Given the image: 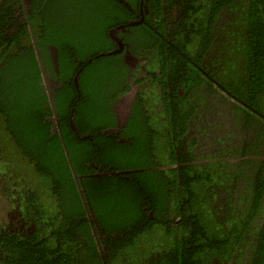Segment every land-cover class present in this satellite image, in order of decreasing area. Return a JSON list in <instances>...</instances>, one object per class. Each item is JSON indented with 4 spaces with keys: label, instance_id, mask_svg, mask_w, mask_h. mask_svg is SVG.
Segmentation results:
<instances>
[{
    "label": "trees",
    "instance_id": "trees-1",
    "mask_svg": "<svg viewBox=\"0 0 264 264\" xmlns=\"http://www.w3.org/2000/svg\"><path fill=\"white\" fill-rule=\"evenodd\" d=\"M47 1L46 8L52 4L50 0H40L41 7ZM93 1L98 4L96 6H110L107 2L101 3L104 0ZM239 1L186 0L181 9L174 10L181 13L179 18L165 11L157 15L162 18L161 23L149 30L145 23L128 25L129 21L139 18L132 8L119 5L107 9L106 6L107 14L101 21L102 8L92 13L90 3V7L81 8L82 29L76 25L71 36L56 37L50 24L39 27L37 45L44 66H47L46 73L56 72L53 49L57 50V78L62 81V86L55 92L54 100L63 131L62 140L59 133L53 131L56 122L49 120L53 110L43 85L44 78L26 16H17L14 0H0V156L21 160L23 164L2 169L0 176H5L8 183L25 179L24 187L31 185L47 190L51 203L57 206L67 203L74 214L67 210L64 216V208L52 213L51 209L48 211L51 203L40 201L36 206L40 211L37 216L44 223L40 228L46 227L51 235L62 237L71 235L70 231L81 226L74 216L84 213V205L64 141L73 163L82 153L89 165L75 163L74 166L92 198L104 244L108 245L109 259L105 253L108 264H211L214 257L232 258L237 249L240 250L238 258L244 263L251 260L249 264H264V218L257 224L261 228L255 230L258 241L253 252L246 253L237 246L238 241L246 239L244 230L253 227L250 219L261 206L260 216H264V0H246V9L237 15L233 27L220 24L222 9L227 5L238 8ZM70 5L75 9L72 1ZM32 10L31 19H34L36 12L34 8ZM147 19L152 20V17L147 16ZM169 20H173L171 33H167L169 25L166 21ZM119 25L127 27V31L120 30L118 34L131 43L128 49L136 53V57L150 61L147 63L149 77L143 76L137 82L151 84L154 93L151 98H146V87L143 86L132 96L129 123L124 132L115 134L108 130L104 132L116 125L105 118L116 119L115 105L131 91L133 78L142 74L139 72L142 66L136 65L137 70L129 80L133 67L125 61L123 53L108 54L109 50L118 48L110 30ZM49 44L53 48H49ZM217 47L218 74L208 75L205 59L209 50ZM80 69L84 70L76 87L75 75ZM156 82V87L161 88L159 93L155 92ZM205 86H215L236 101L232 108L237 123L234 121L233 127L246 132V136H242V139L245 137L244 148L239 146L240 140L234 135L228 133L226 137L230 140L225 138V143L232 146L228 147L222 163L227 170L235 172L237 182L233 185L235 189L240 188V198L247 203L249 219L243 223L241 215L238 223L232 222L230 229L223 226L235 212L237 204L234 200L239 197L228 199L232 203L229 202L227 213L217 212L220 217L216 214L206 217L202 208L197 209V192L204 189L203 183H211L212 170L217 165L191 164L195 161L193 150L201 140L194 133L189 135V130L199 104L206 102L202 91ZM160 99L163 111L156 108ZM209 100L223 101L212 91ZM89 107L93 111L88 112ZM71 120L80 127L77 136L71 131ZM89 120H93L92 127L83 124ZM138 120L151 129H142ZM87 132L92 133L91 137L81 138ZM122 136L127 139L120 141ZM176 139L182 141L180 144L188 143L190 153L185 152V145L181 150L185 157H177ZM217 140L224 141L221 136ZM217 156L221 157L220 154ZM180 162L186 164L179 168ZM171 164L173 168L169 169ZM244 166L251 169L253 178L241 187V178H238L246 173ZM143 167L153 169L139 170ZM105 170L114 174H104ZM125 170L131 173H125ZM119 171L122 173L115 174ZM82 174L86 175L81 178ZM6 188L1 187V190L7 193ZM178 193L183 196L180 204H176ZM212 195H215L213 191L205 190L198 197L208 200L206 207H210L215 204ZM30 198L38 197L34 194ZM170 203L176 204L175 210H179L176 215L181 218L179 225H173L174 221L164 224L147 219V205L155 207L157 212H165ZM84 223L88 229L86 218ZM242 224L245 228H241ZM69 225L70 229L67 228ZM172 227L180 235H189L186 244H174ZM46 230L35 235L34 242L27 246L20 236L5 229L6 235L16 236L6 240L13 250L11 260L0 261V264H103L94 238L91 244H82L84 247L78 250H54L42 239V235L47 236ZM160 238L174 246V250L157 251L165 248ZM150 241H155L154 246ZM202 258L206 259L203 261Z\"/></svg>",
    "mask_w": 264,
    "mask_h": 264
},
{
    "label": "flooded vegetation",
    "instance_id": "flooded-vegetation-1",
    "mask_svg": "<svg viewBox=\"0 0 264 264\" xmlns=\"http://www.w3.org/2000/svg\"><path fill=\"white\" fill-rule=\"evenodd\" d=\"M50 1L52 4L50 6H47V8H46L45 6L48 3V1L43 2L42 3L43 5L41 7L40 0H14V3L16 4V10L18 11L17 16H20L22 14L26 16L28 30L30 31V27L32 26L34 33H35L36 43H37L36 31L38 30L39 27H43L44 25H47V24L52 25L53 30H54V35H56V37L58 36L61 38H65V37H67V35L71 36L72 33L75 32L73 28H76V25L78 27H80V29H82L83 23H82V19H81V15H82V9L81 8H83L84 6H89L90 3H91L90 11L92 13H93V11L95 12V10L97 8H102V10L100 12L101 21H102V16L103 15L106 16V14H107L106 13V6H107V9H111L110 7L116 8L119 5H124L123 7L127 6L128 8H132L134 11L136 10L138 17H140L141 20H143V16L154 17V16L161 14L163 12L165 13V11H167L170 14L173 13V15L175 17L179 18L181 13L180 12L175 13L174 10L178 11L179 9H181V5H183L182 3L186 0H106V1L104 0V1H101V3L107 2L110 5V6H108L106 4L104 7H103V5L96 6L98 4L95 5L93 0H65L63 2H58L55 0H50ZM71 1L75 5V9L72 5H70ZM239 3H240V6L238 8L237 7H231L232 5H227L222 9V12H221L222 20L219 21L220 24L226 25L227 28L233 27V21L236 19L237 15L242 14L246 9V5H247L246 0H244V2H241V0H240ZM32 8H34V12H36L34 19H31V15L33 12ZM135 20L136 19L129 21L128 25L132 24L131 22H133ZM114 28H117V26L112 27L110 30V35L112 37L115 36L116 32H117V34L119 32V30L113 32L112 29H114ZM171 30H172L171 28H168L167 33H170ZM124 31H127V29H125ZM118 36H119V34H118ZM119 38H120V40L123 39V37H121V36H119ZM42 40H44V39H42ZM32 41H33V38H32ZM33 44H34V42H33ZM123 45H124L123 50H121V52H119V53H123L125 61H127L133 67L132 68V74L129 75V80L130 79L132 80V75L137 70V68L134 66V64H136L137 61H136V59H134V64L129 61L132 59L133 54H134L131 50L128 49V47L131 46V43L129 41H127L126 43H123ZM48 47L53 48V46L51 44H49ZM34 48H35V45H34ZM218 49H219V47L214 48L213 50L210 49L208 54H207L208 57L205 59V63L207 64V67H208V75L210 73L212 75L218 74L217 71L220 67V66H217L218 62H219V58L216 59ZM109 51H111V50H109ZM152 54H153V51H152ZM90 59H93V58H90ZM56 64L58 65V62ZM46 68H47V66H46ZM83 70L84 69L78 70V73L75 75V86L76 87L79 86V76L83 72ZM49 74L50 75L47 74L48 83L44 82L43 85L47 91L52 92L53 101L55 104V100H54L55 92L62 86V81L59 78H57V74H59L58 67H56V72H50ZM134 85H138V87H140V88L138 90H136L134 88ZM143 86L146 87L145 92H144L145 97L151 98L154 92H151V97H149L146 94L147 90L150 89L151 84L140 83V82H137L135 80H133V85H132L133 96L136 94V92H138L140 89H142L141 87H143ZM210 88H215V86L203 87L202 91L205 93L206 102L203 106H201V108L204 107V110L202 111V114L192 116V118L195 120L191 124V128L189 130V135L194 133L195 135L199 136L200 140H201L200 144L198 146H196V149L193 150V156L195 157V161L192 162L191 164L196 163V164H201L202 166H206L207 164H213V163H214V165L217 164L216 168H214V170H212L214 175H213V178L211 180V183H208V182L203 183V185H201V186L204 189L198 190V192H197V209L200 210L202 208V213L206 217H209V216L211 217L215 214L218 215V217H220L217 212H219L220 214L222 212L227 213V208L230 207L228 205H229V202H231V200H228V199H230L232 196L239 197L237 200H234V204H237L235 212H233L231 214V218L228 221H226L224 226H223L225 228L230 229L229 227L232 224V222L236 221L238 223L237 220H239L238 218H240L241 215L244 218L243 223L247 222L248 217L246 214L247 208L245 205L247 203L242 201L240 198L242 195L240 192V188L237 189L239 192L236 195L234 194L236 189H235V186L233 184H235L237 182L235 180V177H234L235 172L233 173L232 171L227 170L226 165H224L222 163L226 159V154L228 153V147L232 146L231 143H228V142L225 143V138L226 139L228 138V137H226L228 133L234 135V138L240 140V142H238L239 146L240 147L243 146V148H244L246 146V144L243 143L245 137L242 139V136H246V132L234 129L233 122L235 120H234L233 114H235V110L232 108V106H230L229 104H226V105H223V107H222V105L220 104L222 101H210L209 100V98L211 97ZM49 101H50V99H49ZM131 105H132V103H130V106ZM115 106H116V110H117V113L115 114L116 119H113V121H112V119H110V118H105V120L109 123H112V122L116 123V125H113V127H108L107 129H104V132H106L107 130L111 131L115 134L124 132L126 126L129 123L131 107L129 106L126 110H122L121 102ZM216 106L220 107V109H218ZM221 107H222V109H221ZM156 108L160 111H163V102L161 99H160V102H158L156 104ZM211 108H213V110ZM215 108H217L218 110H222L220 115L217 114L218 110ZM142 109H143V107H142ZM208 109H210L209 112H208ZM91 111H93V108L89 107L88 112H91ZM57 112H58V110H57ZM214 116L217 119V121L222 122L224 130H222L221 133L217 132L214 129V127H215V122L213 120ZM235 116H236V114H235ZM240 116H242V115L240 114ZM49 120L50 121L54 120V122H56V124L53 126V131L58 132L59 135L61 136L62 140H63V137H62L63 131H62L61 125H58V126L61 127L62 134L59 132V130H55V128H54L57 126V122H59V113H58L57 121L54 119V117L49 118ZM140 120H142V118ZM140 120H138V123L140 124L142 129H144V128L151 129V127L142 123ZM235 122L237 123V121H235ZM83 124L86 127H92L93 120L84 121ZM242 124H245V123H242ZM262 124H264V123H262ZM70 125H71V128L73 129L71 131L74 133V135L77 136V133H79V131H80L79 125L74 120H71ZM139 134H141V132ZM91 135H92V133L87 132V133H84V135H83L84 137L81 136V138L87 139V138H90ZM220 136L223 138L224 141L219 142L217 140ZM126 139H127L126 136H122V138H120V141H125ZM228 140H230V138H228ZM180 142H182V141L176 139L175 143H174V147L177 148V154H178L177 157H180L181 155H183V156L185 155V153L181 151V150H183L184 145L186 148L185 152L188 153L190 150L189 147L187 146L188 145L187 142H185L184 144H180ZM64 144H65V142L63 143V145ZM64 148H65V151L68 150V152H69V149L66 146V144L64 145ZM68 154L70 155V153H68ZM218 154H220V156H221L220 158L217 156ZM70 158H71V155H70ZM67 159H68V156H67ZM75 163L77 165H80V166L87 164L86 159L82 153L77 158ZM75 163L72 162L75 174L77 176L78 172L75 169V166H74ZM185 164L180 162L177 164V166L180 168ZM87 166H89V165L87 164ZM168 168L172 169L173 165L171 164L170 166H168ZM151 169H153V167H143V168H140L139 170L150 171ZM165 169H167V167ZM132 171L137 172L138 170L134 169ZM71 172H72V170H71ZM107 173H111V172H108L107 170H105L104 174H107ZM125 173H131V171L125 170ZM72 174H73V172H72ZM85 175L86 174H82L81 178ZM107 175H111V174H107ZM73 176H74V174H73ZM178 176L179 177L181 176L180 170H178ZM220 178L222 180H220ZM240 178L241 177H239L238 179H240ZM233 179L235 182H233ZM218 180H220V181H218ZM81 181L85 187L84 181L83 180H81ZM23 182H25V179H22V180H20V182H17L11 186V187L15 188V190H16L15 193H16V196H18V197L15 200H13V202L15 201L14 202V207H15L14 212H11L10 214L8 213V215L6 217V221H8V222L3 223L4 227L2 225L0 226V227H2L0 229V234H1L0 238H3L2 240L0 239V261L11 260L10 258L13 256V250H11L12 247L6 243V240L8 241L9 238H15L16 235H9L8 234L9 232H12V234H17L18 236H20L22 238V240H24L26 242V245L28 246V244H32L34 242L35 235L38 236L37 234H40L41 232L46 230V227L40 228V225H43L44 223L39 219V216H37V215H40L39 209H36V205L38 204V200H39V191L36 187H34V186L32 187L31 185L30 186L27 185V187H24L25 185L22 184ZM179 182L181 185V181H179ZM248 184H249L248 181L241 180V182L239 183V186L245 187ZM2 185L3 184H1V186ZM2 187H4V186H2ZM25 188H27V189H25ZM217 188H219V189H217ZM214 189H217V190H214ZM31 190H34V192L37 193V196H38L37 199H35V198L31 199L30 198L31 196L34 195L33 193H30ZM85 190H86V187H85ZM205 190H211L214 192L215 195L211 196V199L213 201L212 203H215L213 206L206 207L207 204H209V201L198 197ZM178 192L180 193L181 189H179ZM179 193L176 195V201H177L176 204L182 203L183 196ZM21 194H23V195H21ZM211 194H213V193H211ZM86 196H87V200L89 202V210H90L89 213L87 212L86 217L88 218V222L92 228V234L88 231L87 226L84 223V218H85L84 213L81 216L75 215L74 216L75 219H77V222L80 223L81 226L78 228H75V230L71 234V236L67 240H65L67 242V243L65 242L66 244H69V245L73 244L74 245L75 248L72 247L71 250H78L81 247H84V246H81L82 244L83 245L91 244L93 242V238L95 239V244H96V241L99 242L96 235L101 237L100 233H98L99 232V225H98L96 213L94 210V206L92 204L93 201H92V198L90 197V195H88L87 190H86ZM104 201L105 200H103V202ZM217 201H219L220 205H219L218 209L216 210V206H217L216 202ZM53 204L54 203H51L48 206V211H50V209H51L50 212L53 213L55 211L57 213L58 211H60L61 209L64 208L65 210L62 213V214H64V216L67 215V210L71 214H73L71 208H69V204L64 203L61 206H57V205H53ZM176 204L170 203V205L167 206V209L165 212L163 210H162V212H157L155 207H153V206L150 207V205H147L145 207V211L147 213V219L152 221V222L160 221V223H164V224L167 222L174 221L173 222L174 224L172 223L173 225H176V226L179 225L181 218H180V216H178V219L176 220L175 215L179 214V210H177V211L175 210ZM83 205H84V203H83ZM71 207L74 208V205ZM84 209H85V205H84ZM160 209H161V207H160ZM258 210L259 211L256 213V215L252 219H250L251 220L250 223L253 224V227L248 229V230L246 229L247 231L244 230L243 237L245 236L246 239L242 240V241H238V244H237V246L239 245V248L245 249L246 253H252L254 250V246H255L256 242L258 241V236L254 235L255 230H256V228H261V225H257V224L260 223V221L264 218L263 215L260 216L262 214V211H261L262 206ZM243 227L245 228V224L244 225L242 224L241 228H243ZM5 229L9 230V231H7L8 235L5 234V232H4ZM172 229H173V232L171 235H173L172 238L175 239L174 244L183 245V244H186L187 239H190L189 235H180L179 232L174 229V227H172ZM181 230L183 231L182 228H181ZM181 230H180V233H182ZM52 236H54V235H52ZM90 240H92V241H90ZM164 243H165V248H163V250H165V253L168 252L169 250H174L175 247L171 246V244L168 241L164 240ZM145 245L148 246V243H145ZM97 248H98V245H97ZM176 249H177V247H176ZM103 252L106 253L107 258L109 259L110 255L108 254V246H106L104 244H103ZM238 252H240L239 249H237L233 253L232 258H231V256H229L227 258H223V259H220L218 257H216V258L214 257L213 259H211V262H212L211 264H247V263L249 264V262H251V260L249 261L250 256L248 257L249 262H247V263H244L243 261L239 260ZM15 255L18 257L17 253ZM153 256H155V255H153ZM101 259L103 260V264H108V260L102 254H101ZM205 259L206 258H202L203 261ZM209 261L210 260H208V262ZM203 264H206V263L203 262Z\"/></svg>",
    "mask_w": 264,
    "mask_h": 264
},
{
    "label": "clouds",
    "instance_id": "clouds-1",
    "mask_svg": "<svg viewBox=\"0 0 264 264\" xmlns=\"http://www.w3.org/2000/svg\"><path fill=\"white\" fill-rule=\"evenodd\" d=\"M159 15V14H158ZM170 15H173V13H171ZM163 16V15H162ZM174 16V15H173ZM170 18V17H169ZM135 21H138V23H134V24H142V23H145V24H147L148 26L146 27V29H151V28H153V27H155V26H157V24L158 23H161V21H162V18H160V16L159 17H157V15L156 16H154V17H152V20L150 19H147V16H143V20H141V18L139 17L138 19H136ZM172 21L173 20H169V22L168 21H166L167 22V25H169V27H167V29L168 28H171L172 29V27H173V24H172ZM131 25H133V24H131ZM120 26H123V25H119V26H117V27H120ZM124 28L125 29H127V27H126V25H124ZM125 29H118L119 31L120 30H125ZM172 30H174V29H172ZM171 30V31H172ZM171 31H170V33H171ZM119 33V32H118ZM117 34V32L115 33V36H117L118 38H116V37H113L114 38V40L115 41H117V43H118V48H114V49H112V50H118V49H121V44L123 45V43H126L123 39L122 40H120V38H119V36H118V34ZM167 36V35H166ZM119 42H121V44L119 43ZM120 47V48H119ZM123 47H124V45H123ZM122 50H123V48H122ZM53 57H54V63H55V66L56 67H58V65L56 64L57 63V56L55 57V55L57 54V50H56V48L55 49H53ZM119 52H121V51H117V53H119ZM112 54H116V53H112ZM134 54H136V53H134ZM133 54V57H132V59L131 60H129L130 62H132L133 64H134V59H136V64H134V66H136V65H140V66H142V69H141V71H139V72H141L142 74H141V76H137V77H134L133 79L135 80V81H138L140 78L142 79V77L143 76H146V75H148V74H150V73H148L149 72V68H147V66H148V64L147 63H149L150 61L147 59V60H145V58H139V57H136L135 55ZM42 59V58H41ZM43 61V60H42ZM141 61H143L142 63H140ZM160 63V62H159ZM44 64V63H43ZM41 67V66H40ZM56 67H55V70H56ZM42 70V69H41ZM157 71H160V70H157ZM47 72V69H46V71H45V73ZM50 75L49 73H46V75ZM42 75H43V73H42ZM148 77H149V75H148ZM158 84V82H156V85ZM48 92V91H47ZM217 93V94H216ZM131 94V97L133 96V91H132V88H131V91L129 92V93H127L126 95H125V97L123 98V100H122V102H121V108H122V110H126L129 106H130V101H129V99L127 98V96L128 95H130ZM215 94H216V96L217 97H219V98H221L223 101L220 103L221 105H222V107H223V105H226V104H229L230 106H232L233 107V102H236L233 98H230L229 96V99L232 101V102H230V103H227L225 100H226V98H225V96H227L225 93H223V92H221L220 90H217L216 92H215ZM225 101V103H223ZM221 107V108H222ZM53 118V117H52ZM68 151V150H67ZM67 155V154H66ZM69 161V160H68ZM71 162H72V160H71ZM69 165H70V163H69ZM73 165V164H72ZM70 169L72 170V168H71V165H70ZM72 172H73V170H72ZM108 172H111V171H108ZM125 172V171H124ZM120 173H122V171H119V172H116L115 174H120ZM74 174V173H73ZM107 174H114V172H111V173H107ZM75 177V176H74ZM75 180H76V183H77V188H78V184L81 186V189H82V192H83V195H81V193H80V191H79V188H78V191H79V193H80V196H81V200H82V202L84 203V205H85V209H84V217L87 219V223H88V231L92 234V228H91V226H90V224H89V222H88V218L86 217V214H87V212L89 213V202H88V200H87V196H86V190H85V187H84V185L82 184V181L80 180V177H79V175H77V179L75 178ZM246 181H248V180H246ZM38 189V188H37ZM38 191H39V200H38V203L40 202V201H43L44 202V204L45 203H51V202H53V201H51V200H49V198H48V195H47V190H43V189H38ZM30 192H32V193H34L35 194V196L36 197H38L37 196V193L36 192H34V190H31ZM24 194V193H23ZM23 194H21V195H23ZM54 205V204H53ZM37 206V205H36ZM219 206V205H218ZM176 216V215H175ZM178 219V217H176V220ZM92 221V220H91ZM8 221H6L5 220V222L4 223H7ZM3 227H4V224H1ZM68 229H70V225L67 227ZM74 231H70V233L72 234ZM98 233H100V235H101V237H99L98 235H96V237L98 238V240H99V242H97L96 241V246L98 245V252L100 253V256H101V254L102 255H104L105 256V252H103V244H104V240H103V236H102V234H101V232H100V228H99V232ZM46 234H47V236L46 237H50V239H48L47 240V238L44 236V235H42V239L43 240H46L47 241V243H48V247L49 248H51V249H54V250H61V251H68V250H71V248L72 247H74V245L73 244H71V245H69V244H66L65 243V240H67L71 235H64V236H62V237H60L59 235H54V236H52L51 235V233L49 232V230L47 229L46 230ZM148 235H153V234H149L148 233ZM148 235H146V240H148V238H147V236ZM158 235H160V233H158ZM160 240L164 243V240L163 239H161L160 238ZM102 241V242H101ZM151 242V244H152V246H154V244H155V241H150ZM73 245V246H72ZM105 245V244H104ZM164 245H165V243H164ZM106 246H108V245H106ZM75 248V247H74ZM82 248V247H81ZM157 251H165V250H163V248H161V249H157ZM153 255H155V253H153ZM106 257V256H105Z\"/></svg>",
    "mask_w": 264,
    "mask_h": 264
},
{
    "label": "rangeland",
    "instance_id": "rangeland-1",
    "mask_svg": "<svg viewBox=\"0 0 264 264\" xmlns=\"http://www.w3.org/2000/svg\"><path fill=\"white\" fill-rule=\"evenodd\" d=\"M154 86L156 87V84H154ZM134 88L136 89V90H138L140 87H138V85H134ZM161 91V88H160V86H157L156 88H155V92H160ZM210 91H212V92H216L217 91V89L216 88H210ZM151 92H153V89L150 87V89L149 90H147V92H146V94L149 96V97H151ZM217 94V93H216ZM127 98L129 99V101L131 102V100H132V97H131V94L130 95H128L127 96ZM225 98H226V102L227 103H230V102H232L230 99H229V97L228 96H225ZM228 99V100H227ZM226 104V103H225ZM204 104H202V105H200L199 104V111H198V113H196L195 115H200V114H202V111L204 110V107H202L201 108V106H203ZM217 107V106H216ZM218 109H220V107H217ZM217 108H215V109H217ZM212 110H213V108H211ZM217 109V110H218ZM222 109V108H221ZM225 111V110H224ZM208 112H209V110H208ZM221 112H222V110H218V112H217V114L218 115H220L221 114ZM212 114V113H211ZM213 120H214V122H215V127H214V129L217 131V132H222V130H223V125H222V122H219V121H217V119L215 118V116L213 117ZM14 155V154H13ZM12 155V156H13ZM16 155H14L13 157H15ZM13 160V161H12ZM23 165L22 163H21V160H16L15 158H12V157H9V158H7L6 156H0V173H1V171H2V169H4V170H9L13 165ZM19 167V166H18ZM246 167H248V166H244V169L246 168ZM241 168V167H240ZM246 173L245 174H242V176H241V180H243V181H246V180H249L250 178H253L252 177V171H251V169L250 170H248V168H246ZM251 171V172H250ZM4 172V171H3ZM248 172H250V174H248ZM7 177V179L10 177V175H8V176H6ZM241 182V181H240ZM1 184H3L2 186H4V187H7L6 188V190L8 191L7 193H5V192H3L2 190H1ZM13 184H15L14 182L13 183H11V182H5V176H0V226H1V224H3L4 222H5V220H6V217H7V215H8V213L10 214L11 212H14V209H15V207H14V202H13V200H15L18 196H16V193H15V188L14 187H11ZM217 189H219V188H217ZM217 189H214V190H217ZM18 191V190H17ZM20 191V190H19ZM239 191L236 189L235 190V192H234V194L236 195L237 193H238ZM217 205H220L219 204V201H217ZM155 234H158L157 232L155 233Z\"/></svg>",
    "mask_w": 264,
    "mask_h": 264
},
{
    "label": "water",
    "instance_id": "water-1",
    "mask_svg": "<svg viewBox=\"0 0 264 264\" xmlns=\"http://www.w3.org/2000/svg\"><path fill=\"white\" fill-rule=\"evenodd\" d=\"M131 23H132V24H134V23H138V21H133V22H131ZM121 28H122V29H125V28H124V25H123V26H120V27H117V28H114V29H112V31L114 32V31H117L118 29H121ZM30 32H31V36H32V38H33V42H34V45H35L36 55H37V58H38V60H39V63H40L41 69H42L44 82L48 83V77H47V75H46V73H45V71H46V67L44 66L43 61H42V59H41V51L39 50L38 45H37V43H36L35 33H34V30H33L32 26L30 27ZM113 37L118 38L117 36H113ZM119 43L121 44V42H119ZM122 48H123V45L121 44V49H118V50L115 49V50L109 51L108 54H111V53H117V51H121ZM56 56H57V54L55 55V57H56ZM48 92H49V93H48V95H49V99H50V101H51V102L49 101V102H50V106H51L52 109H53V117H54V119L57 121L58 112H57L56 106H55L54 101H53V96H52L53 94H52L51 91H48ZM74 111H76L75 108H74ZM58 125H60V124L57 122V126L54 127V128H55V130H59V132L62 134L61 127L58 126ZM62 137H63V135H62ZM63 143H64V141H63ZM64 145H65V144H64ZM66 153H67L68 160H69V163H70V165H71V168H72V170H73L74 176H75V178L77 179V176H76V174H75V171H74V168H73V165H72V162H71L70 155L68 154L69 152L66 151ZM78 188H79V191H80L81 195H83V192H82L81 186H80L79 184H78Z\"/></svg>",
    "mask_w": 264,
    "mask_h": 264
}]
</instances>
